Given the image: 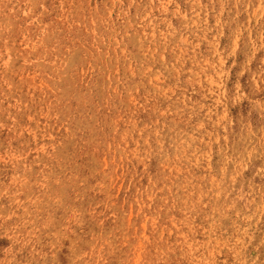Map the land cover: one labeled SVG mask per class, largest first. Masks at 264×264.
Segmentation results:
<instances>
[{
    "label": "rangeland",
    "instance_id": "1",
    "mask_svg": "<svg viewBox=\"0 0 264 264\" xmlns=\"http://www.w3.org/2000/svg\"><path fill=\"white\" fill-rule=\"evenodd\" d=\"M0 264H264V0H0Z\"/></svg>",
    "mask_w": 264,
    "mask_h": 264
}]
</instances>
